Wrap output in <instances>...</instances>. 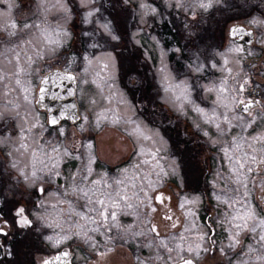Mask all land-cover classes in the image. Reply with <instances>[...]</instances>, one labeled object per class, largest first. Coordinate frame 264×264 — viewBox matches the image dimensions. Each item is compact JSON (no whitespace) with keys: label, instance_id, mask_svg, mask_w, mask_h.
<instances>
[{"label":"flooded vegetation","instance_id":"flooded-vegetation-1","mask_svg":"<svg viewBox=\"0 0 264 264\" xmlns=\"http://www.w3.org/2000/svg\"><path fill=\"white\" fill-rule=\"evenodd\" d=\"M28 5V0H0L3 12H20L18 9L22 11ZM21 24L17 26L21 27L22 37H25L28 28L24 27L25 22ZM69 26L77 27L79 36H82V25ZM75 35V31H70V38ZM254 35L255 42L250 46L256 44L255 31ZM1 39L4 45L13 43L7 36L0 37V43ZM260 47L263 48L264 44ZM244 64L242 69L225 77L229 81L228 86L230 89L238 87L247 80L245 91L238 98L258 100L261 104L253 106L252 116L239 108L228 113L230 117H243L244 121L251 122V126L233 120L232 128L221 124L225 129L223 135L214 124H206L204 117L196 111L173 109L164 103L163 106L152 103L149 118L143 119L152 128L147 142L127 124L126 116L140 119V114H121L116 110L114 116L121 117V120H113L114 116L104 114V98L93 99L91 104L77 102V114L71 118L64 117L56 125L48 124L47 114L43 111V119H37V128L24 142L29 145L27 150L30 146L43 149L41 156L37 154L35 169H41L45 164L50 166L58 159L60 176L49 179L41 172L42 179L36 184H24L23 189L16 182L19 175L9 165L12 160L9 144L20 145V130L8 129L5 120L0 122V134L6 138V142L0 144V182L4 190L0 194V223L4 220L13 222L15 210L19 207L27 210L26 215L33 222L30 229L8 228L9 235L0 236V264H43L45 260L51 264H180V257L192 259V264H264V260L257 258L264 255L259 241L260 228L257 227L256 232L242 231L239 243L233 247L231 237L236 229L229 222L231 216L248 210L256 214L257 221L264 218V185L261 183L264 170L249 174L248 192L245 195L241 189V195L232 201L234 208L217 200V196L221 200L233 196L232 192H225L226 186L237 187L228 181L232 163L225 155V149H229L231 154L235 151L234 139L243 138L250 143L252 137L264 136V49L249 51ZM220 74L219 68H209L198 77L199 95L194 96L193 104L204 108L209 115L214 108L217 115L225 110L216 106L215 93L206 91L202 85L208 78L220 80ZM134 104L137 106L136 102ZM156 130L164 135L166 149L162 158L169 165L160 186L154 175L156 162L151 161L150 155L157 149ZM205 131L208 136L203 134ZM88 145L92 147L88 148ZM54 147L59 149V156L52 152ZM34 150L39 152L36 148ZM65 150L69 156H63ZM20 151L13 155L16 164L21 163L25 171L28 166L24 163H28L29 154ZM249 151L248 144L244 143L237 154L243 156ZM49 155L52 160H49ZM89 157L92 159V172L87 180H81L80 177L86 174ZM144 160L149 163L144 164ZM253 176L254 179L251 178ZM101 178L112 184L108 191L121 190L122 194L130 197L127 203L132 207L128 208L124 206L125 201H119L122 207L115 222L109 218L107 223H102L95 213L89 215L97 223L79 221L91 239L72 236L59 245L49 241L47 237L55 238L61 234V229L55 227L57 221H62V227L67 231L73 222L79 220L73 217L68 221L67 205L58 203V200H68L77 211H86V201L77 196H65V190L71 191L75 183L93 187L89 182ZM117 180L123 183L117 186L113 183ZM41 188L45 191H40ZM44 198L53 200L55 207L41 209ZM236 200L240 202L236 203ZM42 216H47V219H40ZM48 224L53 227H48ZM92 228L98 230L91 231ZM153 228L156 231H152ZM161 240L173 249L171 253L160 245Z\"/></svg>","mask_w":264,"mask_h":264},{"label":"rangeland","instance_id":"rangeland-1","mask_svg":"<svg viewBox=\"0 0 264 264\" xmlns=\"http://www.w3.org/2000/svg\"><path fill=\"white\" fill-rule=\"evenodd\" d=\"M70 1L79 8L82 22V40L79 43L81 49L77 52L67 51L66 48L70 47L69 43L72 40L70 38V31L72 32V29L69 25L72 24L75 16L73 8L70 7ZM150 1L127 0L125 2L123 0L122 3L126 5L124 7L127 10L130 9V12H133L134 24L128 25L127 29L129 37L135 46L142 49L145 58L153 70L158 99L161 101V105L164 103L165 105L172 106L173 109L176 107L178 110L189 108L195 111L194 108L196 106L193 104V98L196 91V78L194 81L193 76L204 73L207 70L209 71V68H219L222 78L217 81L208 78L202 85L206 89L214 86L219 87L221 81L230 75L229 69L231 72L242 69L245 65L244 59L249 51L259 48L264 49V47H260V44H264V23H253V21H264V0H179V3H177V0H157V4ZM159 2L164 4L166 8L172 7L174 8L173 10L187 17L185 19L182 16H177L179 20L183 21L178 22L183 23V27L185 28L186 34L184 38L187 37V32L190 35L198 32V34L209 36L212 30L215 31L218 28L215 25H221L222 23L230 25L237 21V24L242 23L246 27L249 26L254 29L256 44L247 46L239 44L234 39H229L222 50L213 49L204 61L197 53L190 51V49L183 51L176 44L169 45L168 41L165 43L156 33V30L151 29L155 23L161 24L163 21V16L158 9ZM28 3L29 5L22 8V11L18 9L20 12H3L0 9V14H8L7 16H0V21L4 25H10L12 22H15L17 25H22L21 22L30 25L25 37H22L20 26H17L15 30L7 26L0 27V37L7 36L13 41L11 45H4L1 39L0 53H3V55H0V61H3L7 65V59L13 56V53L7 50L16 48L15 45L22 48L28 56L33 57L35 63H33L30 73L23 77L27 81L26 86L29 88L28 95L31 103L25 104L23 93L18 88L15 89L14 93H10L8 97L2 95L3 89L0 88V104L5 103L8 99H17L21 104L20 110L29 113L30 123L34 122L37 124V119H43L44 117L43 111L35 103V93L38 89L39 79L52 68H62L72 71L77 75L75 99L78 103L84 101L91 104L93 99L99 100L104 98V114L114 116L117 114L116 110L121 114H135L139 112L140 119L132 117V115L126 116L129 120L127 124L131 130L135 131L138 127L143 135L149 137L150 132L152 133V128L144 122L143 119L145 117L137 110V106L130 99L126 89L120 85L118 80L120 67L112 51V45L109 44L110 41H117L119 39L112 16L108 13V10H112L115 4L111 0H68L67 2L65 0H28ZM130 3L134 4V6H129ZM218 5L221 8L219 15L222 19L219 17L221 20L219 23H216L213 17H216V6ZM116 8L119 7L117 6ZM152 9H155V11L153 12ZM89 12L92 13L91 16L88 15ZM203 15L208 16L202 19ZM198 17L200 18L198 19ZM191 18H194V21L190 20ZM105 24L108 25L107 29L104 28ZM185 25L202 26L198 30L193 31ZM12 31H15L16 34L9 35ZM113 35H116L118 38L112 39ZM85 37H87V40L84 39ZM237 48L241 49V51H232ZM36 52H42L43 59H36ZM183 53L187 54L188 58L180 67L178 64L182 61ZM170 56L173 57L172 60H170ZM225 60L228 61L227 64H225ZM21 63H23V59ZM105 65H108V67L105 68ZM183 67L184 69L182 70ZM129 77L135 79V74L129 75ZM12 87L15 88V85L13 84ZM185 88L187 89L186 93L184 92ZM213 92L217 96L216 92ZM184 95L189 97L190 102L185 101ZM137 101L139 104L141 103L140 100ZM112 119L121 120V117L116 118L114 116ZM4 120L8 129L16 128L20 130V121L14 120L11 113H7L3 119H0V122ZM139 136L145 142L148 141L143 136ZM156 137L157 156L151 157V161L156 162L154 175L157 185L160 186V184L163 185V181L167 176L169 165L166 163L165 158H162L163 152L166 149L164 135L158 133L156 130ZM9 147L12 159L9 165L19 175L20 179L16 182L19 188L23 189L25 188L23 187L24 184L31 185V183L21 173H26L30 177L32 171L36 170L37 175L40 176L41 171L34 167L37 159L33 157L32 153L35 151L41 156V150L37 146H30L27 151L20 148V145L9 144ZM34 148L39 152L34 150ZM20 150L29 154L28 163H24L28 166L25 171L22 169L21 163L19 165L16 164V157L13 155L16 152H21ZM7 158L9 160V157ZM157 164L159 167H157ZM151 166L154 167V164L151 163ZM160 167L165 172L158 175ZM39 180L32 183L36 184ZM52 205L53 200L49 201L44 198L41 209H52Z\"/></svg>","mask_w":264,"mask_h":264},{"label":"snow or ice","instance_id":"snow-or-ice-1","mask_svg":"<svg viewBox=\"0 0 264 264\" xmlns=\"http://www.w3.org/2000/svg\"><path fill=\"white\" fill-rule=\"evenodd\" d=\"M127 2V0H125ZM177 3H179V0H177ZM66 11V9H65ZM154 12L155 9H152ZM7 13L0 14V16H7ZM89 16L92 15L91 12L88 13ZM253 23H264V21H253ZM10 27L11 29L15 30L17 28V24L15 22H12L10 25H4L2 21H0V27ZM25 28H28L29 25L25 24ZM104 28L107 29L108 25L105 24ZM233 32H237V29H233ZM15 31H12L9 33V35H15ZM247 35H251L248 33ZM118 37L116 35L112 36V39H117ZM7 51L12 52L13 56L11 58L7 59V65L3 63V61H0V88L3 89L2 95L4 97H8L10 93H14L15 89L18 88L23 93V101L25 104H30L31 101L29 99V88L26 86L27 81L23 79V77L27 76L30 73V70L32 69L33 63H35V60L32 56H28L26 52L22 48H10ZM232 51L240 52L241 49H233ZM0 55H3V53H0ZM36 59H43L42 52H36L35 53ZM23 59V63H21ZM228 61L225 60V64H227ZM105 68L108 67V65L104 66ZM229 73H231V70H228ZM15 85V88L12 87V85ZM248 84V81L245 80L243 83H241L238 87L229 88L228 86V79L225 78L223 81H221L219 87H209L206 89L208 92L215 91L216 101L215 104L217 107L224 108V113L221 115H217L216 109L214 108L212 110V114L209 115L205 112V109L202 107H195L194 110L199 113L201 116L204 117V122L206 124H214L217 130L221 133V135L224 134L225 129L221 127V124L227 125L228 128L233 127V120L242 121L245 126H251V122L244 121L243 117L240 116H229L228 113L233 112L235 109L239 108L242 109L245 113H247L248 116H252L251 109L254 105L259 106L261 104V101L258 100H244L238 98L240 93H243L245 91L246 85ZM179 87V86H178ZM43 91V89H41ZM184 92H187V89H184ZM71 95V93H69ZM59 93H56L52 96V99H58ZM185 101H189V97L187 95H184ZM21 104L18 102L17 99H8L5 101V103L0 104V119H3L4 116L7 113H11L13 115V119L20 121V148L27 150L29 145L26 144L24 141L29 139L31 136L32 130L37 127L36 123H30L29 121V113L27 111H21ZM254 119V118H253ZM57 119H52L50 123L52 125L57 124ZM114 123L116 121H113ZM199 125H197V128L199 130ZM135 132L138 135L143 136L145 140H148L149 137L146 135H143V133L140 131V129L137 127L135 129ZM205 136H208V132L205 131L203 133ZM6 142V138H4L2 135H0V144H3ZM247 143L248 148L250 149L249 152L245 153L243 156L238 155L237 153L239 150L243 147V144ZM257 144L260 145V147H257ZM233 145H235V151H233L231 154L229 152V149H225V155L228 156L229 160L232 163V166L230 168L231 175L228 177V181L232 184H235L236 188H228L226 186L225 192H232L233 196H230L228 200H221L220 196H217V200H220L222 203L229 204L230 207H235V204L232 203L233 199L235 197H239L241 195V189H244V194L246 195L248 192L247 188V182L250 179L249 174L255 173L257 171L264 170V136H256L252 137L251 142L244 140L243 138L234 139ZM88 148H91V145L87 146ZM52 152L57 153V156L60 155L59 149L53 148ZM259 152L260 155L257 156L256 153ZM41 153H43V149L41 148ZM33 157H37V153L33 151L32 153ZM70 153L65 150L63 152V156H69ZM152 157L157 156V152L153 151L150 153ZM49 160H52L53 158L49 155ZM59 160H55L50 166L48 164H45L43 168L39 169V171L44 172L49 179L52 177H58L60 176L59 172ZM91 163L92 159L89 157L88 166L85 170L86 174L81 176V180H87L88 176L91 174ZM144 164H148V160L143 161ZM256 166L255 168L253 166ZM157 167L159 165L157 164ZM165 170L160 167L158 175L164 174ZM24 175L26 180H29L30 183L42 179V176L37 175V171L34 170L31 173V176L29 177L26 173H21ZM255 178V176L251 177ZM73 180H76V177H73ZM93 187H87L83 186L82 184L75 183L74 186L71 188V191L65 190L64 195L65 196H77L78 199L85 200L86 201V211H77L72 203L68 200L61 199L58 200V203L60 204H66L67 205V220L72 221L73 217H78L79 220L75 221L71 224L69 229L65 231L62 227V221H57L55 224V227L61 229V234H58L55 238L52 236L47 237L49 241H54L56 245H59L63 243L65 240L70 239L72 236L77 237H83L85 239H91L88 236V230L85 229L84 224L79 223V221H85L86 223H97V220L94 219L90 213H95L96 217L99 218L100 222L107 223L109 221V218L111 221L115 222L118 214V210L121 209L122 205L119 201L123 200L125 201V205L128 208H131V203H127V201L130 199L126 194H122L121 190H116L114 193L111 191H108L107 189L112 188V184H110L108 181H106L104 178H101L99 180H93L89 182ZM117 186L121 185L123 181L117 180L114 181ZM262 185H264V172H262ZM103 186L102 188L99 186ZM40 191H45V189L41 188ZM119 198V199H117ZM159 199V198H158ZM236 203H239V200L235 201ZM43 206V205H42ZM52 207H55V205H52ZM26 209L24 207H19L15 210L14 213V221L9 222L7 220H4L2 223H0V236L6 237L9 235V232L6 231L8 228H15L19 227L20 229L24 228H31L32 227V220L26 215ZM42 220H46L47 216L40 217ZM239 221V222H237ZM232 223L233 227L236 229L235 233L232 235L231 239L233 241L232 246L234 247L239 243V236L241 235V232L244 230H248L251 232H256L257 227L260 228L261 232L259 235V241L261 244V250L264 252V218L259 219L257 221L256 214L248 210L244 212L243 214L237 213L236 215L231 216V219L229 221ZM251 222V223H250ZM48 227H53L52 224H48ZM115 226V225H114ZM175 227V225H173ZM77 229L76 231H73L72 229ZM98 229L92 228L91 231H97ZM152 231H156L155 228L152 229ZM202 238V237H201ZM160 245L164 247L169 253L173 251L171 247H168L163 240L160 241ZM199 247V245H197ZM177 248H179V245H177ZM191 251V248L189 249ZM250 251H254V249H250ZM64 255H67L65 253ZM259 260H264V255H260L257 257ZM181 264H192V261L190 259H186L184 257H180ZM43 264H51L50 261L45 260Z\"/></svg>","mask_w":264,"mask_h":264},{"label":"trees","instance_id":"trees-1","mask_svg":"<svg viewBox=\"0 0 264 264\" xmlns=\"http://www.w3.org/2000/svg\"><path fill=\"white\" fill-rule=\"evenodd\" d=\"M111 2H113L115 6L112 10H108V13L112 16L119 39L117 41H110L109 44L112 45V51L120 67L118 80L120 85L126 89L133 102H136L139 105L141 114L148 119L149 107L151 104L154 102L157 103V106L160 104L153 70L147 59L144 57L142 49L135 46L129 37L127 29L128 25L134 24L133 13L130 12V9L127 10V8L124 7L125 4L122 3L123 0H111ZM155 2L157 3L156 0ZM117 6L119 8H116ZM129 6L131 5L129 4ZM160 10L163 15L165 14L163 17V23H155L151 29H155L156 33L165 43L168 41L169 45L176 44L183 51L185 49H190V51L197 53L204 61L208 58V55L213 49L222 50L229 40L226 34L228 25H224V23L221 25H215L218 26V28L215 31L212 30L209 36L198 34V32L194 35H190L187 32V37L184 38L186 34L184 31L185 28L183 27V23L176 20L175 11L173 9L165 10L163 6H160ZM215 16L216 17H213V19L216 23H219L222 18L219 13ZM219 17L221 19H219ZM185 26L196 31L202 25ZM181 36L183 37L182 39ZM81 40L82 36L80 37L76 35L73 45H70L72 47L71 51H78L79 47H77V45H79ZM172 58L173 57L170 56V60H172ZM187 58V54L183 53L182 61H180L178 66L181 67ZM183 69L184 67L182 70ZM132 74H135V79L129 77V75ZM137 100H140L141 103L139 104ZM2 187L3 184L0 182V194L4 192Z\"/></svg>","mask_w":264,"mask_h":264},{"label":"water","instance_id":"water-1","mask_svg":"<svg viewBox=\"0 0 264 264\" xmlns=\"http://www.w3.org/2000/svg\"><path fill=\"white\" fill-rule=\"evenodd\" d=\"M233 29H237V32H233ZM248 33L251 35H247ZM227 36L246 45L253 44L255 39L252 29L237 23L229 26ZM75 88L76 77L72 72L55 68L43 75L36 93V104L47 111L50 125L52 119L59 122L64 117L71 118L76 115ZM56 93H59V98L54 100L52 96Z\"/></svg>","mask_w":264,"mask_h":264}]
</instances>
